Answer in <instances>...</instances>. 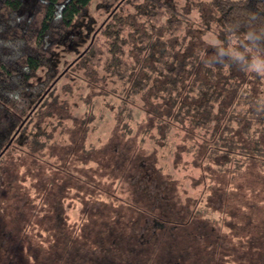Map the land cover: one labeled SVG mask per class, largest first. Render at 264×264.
I'll use <instances>...</instances> for the list:
<instances>
[{"label": "trees", "instance_id": "trees-1", "mask_svg": "<svg viewBox=\"0 0 264 264\" xmlns=\"http://www.w3.org/2000/svg\"><path fill=\"white\" fill-rule=\"evenodd\" d=\"M203 2L222 30L241 34L250 47L249 58L257 57L264 63V0H0V179L11 176L7 162L32 158L74 180L80 188L65 184L53 187L56 182L45 185L60 190L57 200L47 201L42 193L30 188L39 196L34 200L38 210L32 214L51 213L53 229L63 234L66 250L71 249L74 258L85 251L86 264L94 263L87 260L89 251L74 249L80 241V230L84 224L95 227L93 221L109 213L113 223L103 220L106 224L96 226L97 230L104 227V231H88L94 233L90 248L98 246L96 251L101 253V246L109 239L111 247L105 255L111 256L105 258V264H131L132 260L136 264H264V184L254 186L250 181L238 189L231 182L235 175L248 176L254 170L264 179V115L252 111L238 120L237 115L226 116L220 107L215 109L216 97L197 102L198 95L186 90L190 83L185 78L195 71L200 56L186 50L181 59L174 56V43L182 47L187 44L184 37L177 40L175 36L190 20V6L198 7ZM93 3L107 19L85 51V71L101 68L105 76L125 87L130 102L138 96L143 112L141 122L129 125L125 123L126 118L132 119L129 101L111 106L115 128L103 139L93 135L94 120L99 119L94 111H86L79 121L70 119L67 133L60 130L63 138L56 145L85 152V164L79 165L92 175L85 172L84 176L69 167L70 153L64 160L57 153H49L54 141L45 132L46 120L39 113L55 94V89L49 92V83L55 77L49 74L55 50L70 44L71 32ZM226 39L228 36L223 42ZM44 70H48L46 80L35 82ZM85 104L91 109L94 101ZM135 126L132 137L130 131ZM172 129L189 137L190 144L176 154L178 161L182 151L187 155L177 165L188 168V181L196 180L190 190L178 185L176 178L161 179L165 172L160 156L151 157L145 152L147 145L138 143L148 136L166 146L164 141ZM123 134L129 145L122 146L128 148L115 143ZM92 136L96 140L88 141ZM43 138L48 144L38 145V139ZM101 153L109 156V166L102 167L104 158L93 160V155ZM40 154L39 162L34 157ZM203 167L207 171L203 172ZM213 176H226L227 180L214 183ZM20 186L15 194L25 207L28 202ZM170 186L177 201L167 197ZM212 188L220 191L216 201L209 200L215 192ZM182 196L187 199L180 202ZM138 198L146 205H140ZM121 207L136 217L126 224L129 233H117ZM111 227L116 233L109 232ZM1 244H6L4 239ZM120 251L125 256H120ZM115 253L117 258L113 257ZM101 257L92 258L101 264Z\"/></svg>", "mask_w": 264, "mask_h": 264}, {"label": "rangeland", "instance_id": "rangeland-1", "mask_svg": "<svg viewBox=\"0 0 264 264\" xmlns=\"http://www.w3.org/2000/svg\"><path fill=\"white\" fill-rule=\"evenodd\" d=\"M190 8L188 14L190 20L185 24L183 23L175 36L177 40L184 37V41L187 44L182 47L174 43V56L177 60L182 58V54L185 53L183 50H186V52L189 51L191 54L196 53L200 56L199 65H197L195 71L189 72L187 78H185V80L190 83L186 90L190 92L191 95L196 93L199 97L197 99L199 103H202L208 96L214 99L216 97L217 102L215 103V109L217 110L218 107H220L221 109L219 110H222L226 116L237 115L238 120H240V118H243L247 113H251L252 111L263 116V61L261 62L257 57L249 58L250 47H248L249 45L240 33H227L226 30H222L219 25H217L215 14L210 11L211 9L206 2L200 3L198 7L190 6ZM106 19V16L98 10L96 3H93L89 13L76 24L75 30L71 32L70 44L67 46H59L55 50V55L51 63L53 71L49 72V74L54 73L55 75L49 83V92L55 89V91L53 90L55 94L51 97L48 104L43 106L39 113L44 117L47 124V126L42 124L43 130L46 129V126L47 129L45 132L52 135L53 140L51 142L54 141V145L49 146V153L61 155L62 160H64L66 153H70L72 157L71 161L68 159L69 167L71 166L76 172L84 176L86 173L89 176L92 175L88 170L85 171V173L84 167L79 165L85 164V152L82 149L79 150V148L70 150L69 147L65 149V146L60 147L56 145V142L63 138L60 130L67 133L66 129L71 125L70 119L71 122H73V120L79 121L84 118L86 111L92 110L96 113V117H99V119L94 120L95 132H93V135L95 137L98 135L100 139L104 137L108 138L112 135L110 133L111 130L115 128L111 115V106H117L118 103L125 100L126 102L129 101L128 103L133 110L132 119L126 118L125 120L127 121L125 123L134 125L142 121L143 107L141 106V101H139L138 96H135L134 101L130 102V100L126 98L125 87L123 88L120 83L105 76L101 68L94 69V71L93 69L85 71V51L96 39L98 30L101 27H105ZM225 36H228V39H226L227 42H223ZM131 44L132 43H130V45ZM147 64H149V62H147ZM47 71L48 70L39 72L38 79L35 82L39 80L45 81ZM89 101H94V106L91 109H89V107L87 108L85 104L89 103ZM86 115L90 117V113L87 112ZM55 116L58 119L55 120ZM59 124L62 125L61 129H59ZM262 125L264 130V123ZM175 128H178L176 124ZM253 129L254 127H252L251 130ZM136 131L137 127L135 126V128L133 127L130 131L132 137L135 135ZM124 136L126 135H120L115 142L117 145L120 144L119 147L121 148L127 147L122 145H129L127 138L123 139ZM185 137L186 140H180ZM112 138H115V135L112 136ZM187 138L189 139L188 135L183 136L181 132L176 134L175 129H172L164 141L165 144H167L166 146L159 145L156 141L153 142L148 136H145L143 141H138V143L142 146L144 144L147 145L145 152L151 157H153V154H158L160 156L159 159L164 167H162V173L165 172V177H161V179L164 178L165 180L166 178L169 180V176L176 178L178 179V185L190 190V187H193L196 180L188 181L185 177L188 173V168H185L183 164L181 167L177 165L181 160H185L187 155L182 151V157L178 161L177 158L179 157L176 154L179 149L184 150L186 145L190 144ZM89 140L93 142L96 138L92 136L88 141ZM37 144L45 145L48 143L45 142L43 138L42 140L38 139ZM201 149L200 147V152L204 154L203 149L202 151ZM139 150L141 153V148H139ZM125 153H127V151H125ZM40 156L41 154L38 156L36 155L34 158H37L40 162ZM108 157L109 156L105 153L92 156L95 162L104 158L105 162H101L103 163L102 167L109 166L106 163ZM174 162H176L177 166H173L175 164ZM43 165V161H41V164L35 163L32 158H25L23 161L15 164L7 162L8 172H11V176L7 179L4 177L0 179V264H86L85 251H83L79 257L74 258L73 254H71V249H69V251L66 250L64 245L65 239L61 237L63 234L59 235L58 231L53 229L54 226L52 222H54V216L51 213L47 212L40 214L34 212L32 214V211L38 210V208H36L37 206H34V200L38 199L39 196H36L35 190L30 191V188H35L38 193H42V198L45 200L47 199V201L56 199L60 196L59 189L55 190L56 188L51 189L45 186L48 183H53L52 185H55L56 182L57 185L53 187L65 184L72 188H80L74 180L68 179L64 177V175L54 173L49 167L45 168ZM147 165L149 164L147 163ZM92 169L94 170V168ZM202 171L205 172L207 170L203 167ZM256 173L257 172L254 170V172H248V176L235 175L231 182L238 189H241L243 184H249L250 181L254 186L257 185V183L264 184V179L261 177L258 178ZM214 176L216 175L214 174ZM214 176V183L219 182L223 184L224 182L220 181L227 180L226 176H218V179ZM14 177L25 183L27 188L20 186L18 181H14ZM11 181L15 184L14 187H12V183L8 185V182ZM18 186L23 190V195L28 202L25 207L22 206L21 201L16 197L15 193H17L16 190ZM27 191H30V195ZM167 192L169 200H176V197L173 196L175 190L171 188V186L167 189ZM219 192V189L212 192L213 196H210L209 200L216 201ZM186 199L187 197L182 196L180 202ZM255 199H257V197H255ZM137 200L140 205H146L145 201L139 198ZM20 208L24 210L22 212L18 211ZM45 208L47 211L48 206L45 205ZM185 210L186 208L184 207L183 214L186 213ZM119 211L122 222L121 225L116 228L118 229L117 233H129L130 226L126 224L130 223L136 217L130 210L122 207ZM103 215L104 214L101 216ZM109 215L104 219L99 216L93 223L96 224V226H101L102 224H106L103 222V220H105V222L107 221L110 225L113 223V218ZM96 226L90 228L91 226L89 227L88 224H84L78 235L80 241L77 242V246L74 247V249L80 250L81 248L83 250H88L89 252H86V254H88L87 260L90 262L93 260L94 263L92 264L99 263L98 259L92 257L103 256L101 257V264H105V258L110 259L109 256H111V254L105 255V252L110 251L109 249L111 246H108L110 243L109 239L105 245H102L101 248L99 247L103 250L102 253L96 251L98 246L90 248L93 243L94 233L89 234L88 231L94 232V230H97ZM97 231H104V227ZM109 232L116 233L115 228L111 227ZM55 233L58 235L56 236ZM3 239L6 243L4 245L1 244L3 243ZM85 239L88 240L86 249ZM2 245L5 246L4 249ZM132 245H134V241H131L130 246L132 247ZM120 248L122 249V247ZM82 254L84 256H82ZM117 256L116 253L113 255L115 258H117ZM120 256L125 255L120 251ZM153 261L154 260H152L151 263H153ZM112 263L120 264V262ZM131 264H136V261L132 260Z\"/></svg>", "mask_w": 264, "mask_h": 264}]
</instances>
